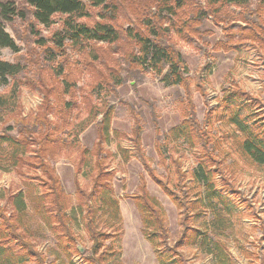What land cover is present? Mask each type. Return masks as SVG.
<instances>
[{
    "label": "trees",
    "instance_id": "16d2710c",
    "mask_svg": "<svg viewBox=\"0 0 264 264\" xmlns=\"http://www.w3.org/2000/svg\"><path fill=\"white\" fill-rule=\"evenodd\" d=\"M257 1L258 9L248 13L240 11L236 18L229 16L231 22L239 19L242 23L241 26H234L229 22L223 28L228 41L220 44L223 49L232 50L242 44H250L264 54V19L261 17L264 14V0ZM23 2V9L11 1L0 3V48L14 53L19 51L5 32L2 21L14 18L25 20L30 15L39 26L49 28L55 23L54 17L58 16L62 18L60 29L49 38H35V44L50 64L56 63L60 57L64 59L68 48L79 51L90 47L88 51L93 61H99L94 53L97 50L93 49L96 44L113 45L124 38L134 48L125 53L127 72H123L130 75L135 69L149 71L159 78L164 87H183L188 94V70L180 52L171 44L169 33L173 29L180 36L188 37L194 31L191 25L200 24L205 18L218 23L217 19L224 9L242 10L250 0H197L192 13L186 10V0H143V4H136L132 10L137 19L143 17L137 24L138 29L127 26L124 37L111 23L119 14V0ZM95 10L98 20L86 22L92 16L91 11ZM185 13L187 17L188 14L193 16V22L187 23V18H182ZM22 70L19 64L0 61V86L9 87L8 93L0 95L1 125L4 124L5 116L16 113L17 85L14 83L10 86V81ZM108 70V80L97 83L96 90L101 91L104 84L108 87L120 86L124 81L118 70L110 67ZM63 74L60 67L56 75L60 77ZM63 82L70 90L71 85L67 86V80ZM185 102L181 103L182 119L163 136L165 144L162 147L156 144L161 173L153 170L146 160L141 148L140 130L136 128L129 138L134 154L147 169L151 181L177 209L184 210L181 212L182 219H179L182 226L179 238L166 251L163 247L167 245L168 230L164 212L157 200L147 192L142 179L132 197L141 223V234L149 242L158 264H188L176 252L182 245L196 246L205 255L212 256L216 264H233L220 242L214 241L213 237L208 238L206 234L207 230L214 232L227 226L231 215L230 200L222 193L225 187L230 188L222 165V142H231H228L227 147L242 160L263 167L264 104L238 85H230L221 90L218 103L208 108L203 121L199 122L192 102L189 99ZM105 105L101 101L91 106L85 120L71 125L74 131L67 129L70 126L63 121L64 126L61 127L57 122L40 125L42 131L35 127L26 129V126L14 131V126L9 125L0 132L1 172L16 171L20 176L25 175L22 174L23 168L41 172L40 179L25 176L26 183H30L27 184V192L0 193V200L4 201L3 205L0 204V264H74V256H79L86 264H106L110 256L115 254L113 245L122 234V219L119 200L111 184L114 172L107 164V159L114 155L103 148L104 144L107 146L112 140V108ZM99 116L100 120L96 121ZM218 120L224 127L229 126V131L219 137L211 134ZM91 125L97 126L98 142L91 149L80 147L79 136ZM174 143L178 144L176 149L185 146L193 150L195 165L187 173L181 171L179 157H166L168 146ZM119 153L123 158H128V150L119 148ZM59 155L71 159L76 174L90 181V190H85L75 182L77 202L74 207L70 205L69 196L51 165V161ZM36 181L38 184H35ZM207 215L210 220L203 223L206 233L204 230L193 231L188 226L191 217L197 219ZM75 216L79 218L91 243L86 255L81 254L79 239L71 224L77 222ZM47 237H50L51 243L43 253L38 244ZM107 241H110V246H105Z\"/></svg>",
    "mask_w": 264,
    "mask_h": 264
},
{
    "label": "rangeland",
    "instance_id": "374dc122",
    "mask_svg": "<svg viewBox=\"0 0 264 264\" xmlns=\"http://www.w3.org/2000/svg\"><path fill=\"white\" fill-rule=\"evenodd\" d=\"M6 1L13 2L21 9L25 6L23 0H0V3ZM186 2V10L192 13V7L197 0H186ZM117 4L119 14L111 23L124 37L127 26L138 29L137 24L143 17L137 19L132 10L135 9L136 4H143V0H119ZM258 8L257 0H250L248 6L242 10L230 8L229 11L227 7L217 19L220 23L205 18L200 24L191 25L194 31L189 33L188 37L180 36L172 29L168 37L174 48L180 52L188 70V94L183 87H164L159 78L149 71L141 72L135 69L128 75L124 61L125 53L133 50L134 45L124 38L113 45L96 44L93 49L97 50L94 53L97 54L99 61H93L91 52L88 51L90 47L79 51L68 48L64 59L60 57L56 63L50 64L35 44V38H49L53 32L60 29L62 18L54 17L55 23L49 28L39 26L30 15L25 20L14 18L11 21H2L5 32L13 39L19 51L14 53L9 49L0 48V61L19 64L23 70L10 81V86L14 83L17 85L16 113L5 116L4 124L0 123V132L9 125L14 126V131L25 126L26 129L35 127L42 131L40 125L57 122L61 127L64 126L63 121L69 124L70 127L67 129H71L72 124L81 123L88 117V110L94 104L102 101L112 108L110 124L112 140L107 146L104 144L103 148L104 151L108 150L114 155L107 159V164L114 172L111 184L115 197L119 200L122 234L114 242L115 254L110 256L106 264H158L149 242L141 234L140 219L132 203L136 187L142 179L146 183L147 192L157 200L164 212L168 230L167 245L163 247L164 250L167 251L174 246L182 227L179 219H182L181 212L184 210L177 209L151 181L147 169L132 150L129 140L132 131L136 128L140 130V143L146 160L153 170L161 173L158 167L160 158L156 144L162 147L165 144L163 136L182 119V102L186 103L188 99L192 102L199 122L203 121L207 109L218 103L221 90L230 85H238L264 104V54L250 44H242L232 50L223 49L220 45L228 42L223 28L231 22L229 16L233 15L236 18L240 11L248 13ZM95 14L96 10L91 11L92 16L86 22L92 23L98 20ZM261 17L264 19V14ZM182 18H187V23L193 22V16L190 14L187 17L185 13ZM241 23L239 19L231 22L235 24L234 26H241ZM173 24L175 26L176 23ZM60 67L64 74L58 77L56 72ZM108 67L118 70L124 81L120 86L108 87L104 84L101 91L96 90L97 83L108 80L110 73ZM65 79L67 86L71 85L70 90L63 82ZM8 89L9 87L0 86V95L8 93ZM97 91L100 93L97 94ZM20 119L25 120L18 122L17 120ZM97 120H100V116ZM227 131L229 126L224 127L218 120L214 123L211 134L219 137ZM97 132L96 125L88 127L79 136L80 147L93 148L98 142ZM228 142H222L221 158L230 187H225L222 192L230 200L229 223L223 229L214 232L207 230L206 233V225L204 226L203 223L210 220L207 215L197 219L191 217L188 226L193 231L204 230L208 238L213 237L214 241H219L233 264H264V166L242 160L227 147V144L231 143ZM176 145L178 144L168 146L166 157H179L181 171L187 173L195 165L193 150L185 146L176 149ZM119 148L128 150L127 159L120 155ZM72 158L74 159L75 155ZM54 160L51 161V165L65 193L69 196L70 205L74 207L77 202L75 182L82 185L85 190H90V181L76 174L71 159L59 155ZM22 170V174L25 173L23 176L16 171L11 173L0 171V193L26 191L29 186L27 184L30 183H26L25 176L40 179L39 170L27 171V168ZM35 184L38 182L36 181ZM0 204L3 205L4 201L0 200ZM71 215L74 217V214ZM75 218L77 222L71 224L78 236L81 254L86 255L91 243L84 233L79 218L77 216ZM50 243V237L40 240L39 250L44 253ZM110 245V241L105 242V246ZM108 252L111 253V250ZM176 252L188 264H216L212 256L205 255L193 245H182ZM73 263L86 264L79 256L73 257Z\"/></svg>",
    "mask_w": 264,
    "mask_h": 264
}]
</instances>
